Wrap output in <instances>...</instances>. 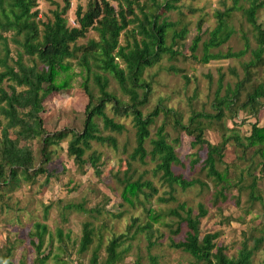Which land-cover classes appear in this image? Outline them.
Listing matches in <instances>:
<instances>
[{
  "label": "trees",
  "instance_id": "obj_1",
  "mask_svg": "<svg viewBox=\"0 0 264 264\" xmlns=\"http://www.w3.org/2000/svg\"><path fill=\"white\" fill-rule=\"evenodd\" d=\"M114 6L108 0H89L85 10L77 6L75 10V25L68 26L65 14L70 7L69 0H64V5L53 10L51 20L41 22L37 18L36 0H0V187L12 180L22 171L28 177L27 170L33 165V154L28 146L20 145V141L39 137L42 141L40 148V164L34 172H45L43 164L49 161L47 152L49 144L56 143L69 132L71 137L68 141L67 152L72 156L75 163L82 168L88 163L96 175L100 170V153L92 150L85 158L87 150L91 149V142L106 144L114 149L117 148V139L113 134H103L102 130L120 133L125 129L122 122L108 115L106 107L111 105L116 115H131L134 127V146L128 154V163L138 160L144 162L149 155L155 162L154 170L160 172L164 183L171 188L176 185L181 189H187L198 184L201 187L208 184L200 179L186 178L182 173H175L173 166L181 163L175 145L168 139L165 124H159L152 136L150 126L162 112L173 115V124L176 128L184 131L192 137L191 147L203 150L204 158L200 166L201 172L211 181L213 188V200L222 196L223 190L229 183V171L225 166L219 169L218 164L224 163V150L229 142L236 144L237 149L244 151L247 147L256 146V152L264 158V124L251 123L249 134L240 136L231 128L220 134V139L211 142L205 136L209 128L207 122L215 119L228 117L234 119L240 110L255 116L264 109V73L259 80L255 79L256 69L264 66V27L258 22V11L264 7V0H232V4L223 11L215 12L216 25L210 29L206 37H203L202 21L197 24V32L191 39V57L203 64L210 60L241 58L249 53L247 60L242 62L243 78H238L233 84L223 83V74L220 73L217 87L212 101L213 112L195 111L189 115L187 122L177 118L173 109L156 106L147 114H142L139 106L147 98L150 84L142 77L145 67L153 65L162 54L167 53L169 59L179 51L173 46H182L183 39L188 30L186 28L174 29L172 42L166 44V33L172 28V22L159 15L153 9L143 10L140 6L141 16L134 11L137 0H123ZM172 1L151 0L156 7L163 6L165 9L175 7ZM241 11V16L251 27V37L242 35L243 46L237 50L221 49L235 33L231 18L233 12ZM129 25H133L127 29ZM93 29L98 34V39L90 38L86 44H76L78 38L85 37L87 31ZM131 33V40L125 44L119 43L122 31ZM11 32L10 36L4 35ZM15 43L19 50L16 58L11 55L9 41ZM198 50L200 51L199 55ZM79 52V56L77 53ZM24 55L28 58L25 60ZM76 64L83 67L85 72H69L72 63L70 58H76ZM123 64V65H121ZM173 71L179 69L169 66ZM254 69V70H253ZM231 73L237 75L234 68ZM81 76L79 85L87 95V103L84 113L85 119L81 130H58L53 133L47 132L43 127L40 112L43 110L44 99L70 85V80L75 76ZM108 75L113 77L120 89L129 96L128 101H123L108 90ZM187 80L186 74H182ZM98 90L95 95L89 84ZM251 81V83H250ZM246 83H250L246 88ZM246 90V99L240 102V95ZM139 90L141 92H139ZM223 91V94L221 92ZM97 120H100L102 127ZM13 130L15 137H10L9 131ZM148 141L151 147H146ZM178 138L174 139L177 142ZM238 157V156H237ZM240 158V157H238ZM195 154L191 164L198 162ZM259 171L264 174V162L259 163ZM248 175H250L248 173ZM122 184L121 198L129 205L139 201L142 194L147 199L157 192L150 180L140 181L125 176L119 180ZM245 188L248 189V197L251 201L260 199L258 194L257 177L252 175ZM238 188L243 186L238 184ZM147 189L148 191H145ZM162 201H173L174 196L160 197ZM67 208L77 209L94 216L93 212H99L95 207L85 208L82 203H69ZM180 222L186 226L183 239L169 240V246L181 249L188 253L200 264H253L252 256L259 249L262 237L256 238L252 246L243 242L235 256H228L225 247L216 245L215 239L219 232L207 231L200 234V220L207 213L203 203L197 204V212L185 202H179L170 210ZM160 219L159 213L153 208H147V222L135 225L136 218L127 226L125 232L114 234L105 246V257L102 264H116L122 259V254L128 249L124 246L119 249L125 238L129 237L127 231L134 226L135 233L142 231L147 240V249H151L156 240L153 238L152 223ZM47 231L46 224L36 221L33 223L32 240L37 253H41L43 235ZM178 228L174 230L177 232ZM62 241L60 230L56 232ZM93 242V226L90 221L82 223L81 236L78 251L87 250ZM99 246L93 248L89 258V264H99ZM11 247H6L5 252L0 254V262L12 264L9 260ZM47 257V256H46ZM149 264H156V257L148 253ZM41 257L40 262H44ZM134 264H142L136 259ZM256 264H264V258Z\"/></svg>",
  "mask_w": 264,
  "mask_h": 264
},
{
  "label": "rangeland",
  "instance_id": "obj_2",
  "mask_svg": "<svg viewBox=\"0 0 264 264\" xmlns=\"http://www.w3.org/2000/svg\"><path fill=\"white\" fill-rule=\"evenodd\" d=\"M37 18L41 22L53 18V10L62 7L64 0H36ZM89 0H69L70 7L65 14L68 26L75 25V10L81 6L85 10ZM116 6L119 2L124 6L123 0H108ZM158 3L163 0H157ZM175 7L165 9L163 6L156 7L151 0H137L134 11L141 16L140 6L143 10L153 9L159 18H165L172 22V28L166 33V44L170 45L174 29L186 28L188 30L183 39V45H174L179 52L169 59L168 54H162L161 58L153 65L145 67L143 78L150 84L146 101L139 106L142 114H147L157 105L173 109L182 122H187L189 115L195 111L213 112L212 101L218 83L220 73L223 74V83L233 84L238 78H243L242 62L247 60L249 53L241 58H226L210 60L203 64L191 57V39L197 32L198 21H202L203 37L212 29L217 18L215 12L223 11L232 4V0H176L172 1ZM258 22L264 27V7L258 11ZM231 24L235 30L232 37L221 46L237 50L243 46L242 35L251 37V27L241 16V11L233 12ZM133 25H129L130 28ZM122 31L119 43L125 44L131 40L130 31ZM11 32L4 35L10 36ZM90 38L98 39L95 30L89 29L85 37L78 38L76 44H86ZM11 55L15 59L19 47L9 41ZM200 51L198 50V55ZM79 56V52L77 53ZM28 57L24 55L26 60ZM72 63L69 72H85L83 67L76 64V58H70ZM123 65V64H121ZM179 71H173L169 66ZM234 68L237 75L231 73ZM254 70V69H253ZM264 73V66L256 69L255 79L259 80ZM182 74H186L187 80ZM82 77L77 75L70 80V85L65 89L48 95L43 101V110L40 116L43 120L44 129L53 133L58 130H76L83 127L85 119V105L87 95L79 82ZM251 83V81H250ZM250 83H246L248 89ZM91 89L95 95L98 90L89 80ZM108 90L123 101H128L129 96L124 93L117 81L108 75ZM139 92H141L139 90ZM246 90L242 89L240 102L246 99ZM223 94V91L221 92ZM108 115L116 121L122 122L125 129L116 133L102 130L103 134H113L117 139V148L114 149L106 144L91 142V149L86 151L85 158L94 150L100 153V174L96 175L93 168L86 163L82 168L75 163L72 156L68 155L67 145L71 133L56 143L49 144L47 152L50 159L43 164L45 172H34L40 164V148L42 141L39 137L22 140L20 145L28 146L33 154V165L27 170L26 177L22 171L12 180L0 187V254L5 252L6 247H11L9 260L12 264H89L93 248L99 246V264L105 257V246L114 234L125 232L127 226L136 218L135 225L147 222V208H153L159 213L160 219L152 223L153 238L156 240L151 249H147L145 233L135 231L132 227L127 231L129 237L119 247L128 249L122 254V259L116 264H134L136 259L142 264H149L148 253L156 257V264H200L188 253L181 249L169 246V240L183 239L186 226L183 222L170 213L177 203L185 202L197 212V204L203 203L207 213L200 220V234L217 231L216 245L225 247L228 256H235L243 242L252 246L256 238L262 237L259 249L252 256V263L256 264L264 258V174L259 171V163L264 158L256 152V146H250L242 151L237 149L236 144L229 142L224 150L223 161L219 163V169L228 168L229 183L223 190L225 198L219 195L217 201L213 199V185L200 170L204 158L203 150L191 147L192 137L184 131L176 128L173 124L174 116L160 113L155 123L150 126L152 136L156 127L163 123L168 133V139L174 143L175 150L181 163L174 165L175 173H182L186 178L204 180L208 186L201 187L198 184L187 189H181L174 185L172 188L164 183L160 172L154 170L155 162L149 155L144 162L138 160L128 163V154L132 151L134 142V127L131 115H116L108 104ZM100 128L102 123L97 120ZM258 125L264 124V109L255 116L240 110L237 117L230 119L225 117L220 121L212 119L207 122L208 129L205 136L211 142L220 139V134L231 128L240 136L249 134L250 125L253 122ZM228 132V130H226ZM10 137H15L13 130L9 131ZM178 138L177 142L174 139ZM146 147H151L146 141ZM195 154L199 161L194 165L191 160ZM240 158H238V157ZM248 173L250 175H248ZM252 175L257 177L258 194L260 199L251 201L248 197V189L244 186L249 183ZM125 176L140 181L150 180L157 192L147 199L140 195L139 201L129 205L121 198L122 184L119 181ZM145 191H148L145 189ZM174 196L173 201H162L160 197ZM69 203H82L85 208L95 207L99 212H93L94 216L77 209L67 208ZM39 221L46 224L47 231L43 235L41 253H37L32 240L37 242L36 237L31 235L33 223ZM90 221L93 226V242L91 246L82 252L78 251L81 236L82 223ZM178 228L177 232H174ZM57 230L62 233V241L57 237ZM44 262H40L41 257ZM47 256V257H46ZM0 264H3L0 262Z\"/></svg>",
  "mask_w": 264,
  "mask_h": 264
}]
</instances>
